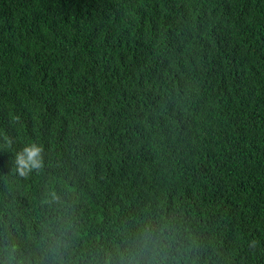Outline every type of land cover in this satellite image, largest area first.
<instances>
[{
	"label": "trees",
	"instance_id": "1",
	"mask_svg": "<svg viewBox=\"0 0 264 264\" xmlns=\"http://www.w3.org/2000/svg\"><path fill=\"white\" fill-rule=\"evenodd\" d=\"M146 230L140 264H264V0H0V264Z\"/></svg>",
	"mask_w": 264,
	"mask_h": 264
},
{
	"label": "clouds",
	"instance_id": "2",
	"mask_svg": "<svg viewBox=\"0 0 264 264\" xmlns=\"http://www.w3.org/2000/svg\"><path fill=\"white\" fill-rule=\"evenodd\" d=\"M43 151V147L37 143L27 144L17 151L14 164L18 175L27 177L31 172L41 169L43 166ZM150 242L151 237L146 230L139 237L137 248L126 249L125 254L121 256L120 264H140L143 249L147 248ZM106 264H110V262L106 261Z\"/></svg>",
	"mask_w": 264,
	"mask_h": 264
}]
</instances>
